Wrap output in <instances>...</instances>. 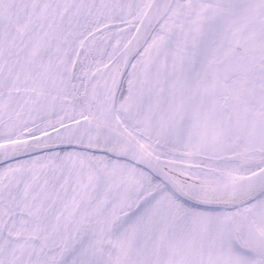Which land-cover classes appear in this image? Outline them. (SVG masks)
<instances>
[{"label":"snow or ice","instance_id":"obj_1","mask_svg":"<svg viewBox=\"0 0 264 264\" xmlns=\"http://www.w3.org/2000/svg\"><path fill=\"white\" fill-rule=\"evenodd\" d=\"M0 264H264V0H0Z\"/></svg>","mask_w":264,"mask_h":264}]
</instances>
